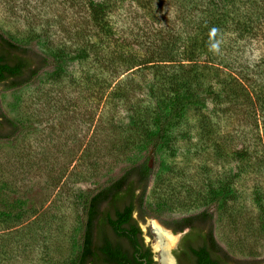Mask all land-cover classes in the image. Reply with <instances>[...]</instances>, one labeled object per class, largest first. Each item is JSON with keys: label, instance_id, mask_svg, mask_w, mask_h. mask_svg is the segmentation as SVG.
<instances>
[{"label": "rangeland", "instance_id": "1", "mask_svg": "<svg viewBox=\"0 0 264 264\" xmlns=\"http://www.w3.org/2000/svg\"><path fill=\"white\" fill-rule=\"evenodd\" d=\"M89 1L0 0L6 37L61 60L22 88L0 86V109L22 126L13 139L0 140V192L23 206L12 218L0 216V264H74L84 193L146 156L139 127L164 96L172 79L164 73L173 64L127 72L118 52L129 44L147 59L159 58L167 39L156 35L181 26L177 8L171 0H96L112 5L109 28L102 40L93 38L98 54L84 59L79 42L96 34ZM146 1L152 3L143 9ZM234 51L233 70L220 67L223 72L237 77L262 62L263 69L264 32ZM210 71L197 78V100L175 116L157 153L146 199L157 218L139 223L157 264H163L161 221L206 209L214 212L215 238L230 256L264 259V69L262 78H251L261 97L249 87L237 96L223 92L225 78ZM214 190L220 198H211Z\"/></svg>", "mask_w": 264, "mask_h": 264}, {"label": "trees", "instance_id": "2", "mask_svg": "<svg viewBox=\"0 0 264 264\" xmlns=\"http://www.w3.org/2000/svg\"><path fill=\"white\" fill-rule=\"evenodd\" d=\"M143 9L152 1H146ZM180 19L178 28L167 30L168 34L158 33L161 42L167 39L163 54L156 60L146 58L131 45H125L118 52V64L124 71L145 68L149 64L170 63L164 73L172 78L162 88L164 96L157 101L150 118L139 127L146 142V156L139 162L126 167L123 172L108 183L84 193L82 197V230L78 256L74 264H152L150 248L145 247L140 221L157 218L146 199L154 176V166L158 150L168 139V127L191 103L197 100L194 91L197 78L210 76L212 68L221 72L222 91L228 90L237 96L248 87L259 97L251 78H262V63L239 73L237 77L223 72L220 67L231 68L229 54L241 42L257 39L264 32V0H171ZM92 33L86 41H80L78 57L87 59L99 49V42L93 38L107 36L105 30L108 11L112 5L108 1L90 0ZM98 33V35H97ZM231 39L223 41V38ZM159 40H157L158 42ZM117 42V41H116ZM225 51L220 54L214 46ZM234 47V48H233ZM240 48V47H239ZM105 50L103 49L102 52ZM112 59V57H110ZM203 62V63H201ZM61 64L60 58L49 57L37 52L33 47L18 43L0 31V86L10 91L33 83L43 71ZM212 67V68H211ZM160 71H162L160 69ZM196 79V80H195ZM248 85V86H247ZM262 95V94H261ZM163 100V101H162ZM22 126L8 117L0 109V140H10L21 131ZM220 198L216 190L211 198ZM22 203L11 202L8 195L0 192V216L12 218L22 211ZM137 216V217H136ZM214 212L210 209L190 216L173 218L161 223L166 226L184 224L178 231L191 226L193 221L210 224V237L213 258L207 247L193 250L196 264H264L263 260H241L233 258L218 243L214 235ZM191 262L193 258L190 259Z\"/></svg>", "mask_w": 264, "mask_h": 264}, {"label": "flooded vegetation", "instance_id": "3", "mask_svg": "<svg viewBox=\"0 0 264 264\" xmlns=\"http://www.w3.org/2000/svg\"><path fill=\"white\" fill-rule=\"evenodd\" d=\"M183 225L184 224L182 223L173 224L171 226H166L162 224L163 229L161 231L171 235L175 239V242L170 249L171 251H168L170 264H196L195 262L196 258L193 254V250L199 247H207V249L210 251V255H212L213 258L218 257L219 254L213 251L212 249L214 248V246L210 237L211 227L209 223H200L198 220L193 221L191 226H186L182 229V231H178V229H180ZM140 229L142 231L141 226ZM176 236H179V239ZM142 238L145 247L150 248L152 254V261H153L152 264H157V261L155 260V254L152 248L148 244H146L144 240L143 231H142ZM158 240H159V235H158ZM170 256H172V258ZM191 258H193L192 262L190 260ZM162 263L165 264L163 262V257H162Z\"/></svg>", "mask_w": 264, "mask_h": 264}, {"label": "bare ground", "instance_id": "4", "mask_svg": "<svg viewBox=\"0 0 264 264\" xmlns=\"http://www.w3.org/2000/svg\"><path fill=\"white\" fill-rule=\"evenodd\" d=\"M178 238V237H177ZM159 243H158V246L160 248V250L162 251V257H163V262L166 264H170L169 263V254H168V251H171V247L172 245L174 244L175 242V239L169 235V234H166L164 233L163 231H160L159 232Z\"/></svg>", "mask_w": 264, "mask_h": 264}, {"label": "water", "instance_id": "5", "mask_svg": "<svg viewBox=\"0 0 264 264\" xmlns=\"http://www.w3.org/2000/svg\"><path fill=\"white\" fill-rule=\"evenodd\" d=\"M174 236V235H173ZM176 237H178V239H179V236H176Z\"/></svg>", "mask_w": 264, "mask_h": 264}]
</instances>
